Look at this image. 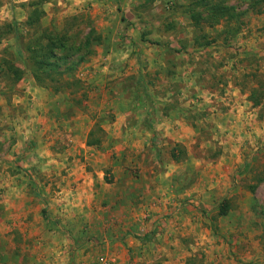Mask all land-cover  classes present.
Wrapping results in <instances>:
<instances>
[{"label": "rangeland", "instance_id": "obj_1", "mask_svg": "<svg viewBox=\"0 0 264 264\" xmlns=\"http://www.w3.org/2000/svg\"><path fill=\"white\" fill-rule=\"evenodd\" d=\"M30 1L0 0V264H264V0L212 27L195 0H41L29 28ZM43 32L66 47L38 85Z\"/></svg>", "mask_w": 264, "mask_h": 264}, {"label": "trees", "instance_id": "obj_2", "mask_svg": "<svg viewBox=\"0 0 264 264\" xmlns=\"http://www.w3.org/2000/svg\"><path fill=\"white\" fill-rule=\"evenodd\" d=\"M218 0H195L193 2L194 6L206 7L209 9V14L206 17H202L200 14H192L191 19L195 26L199 25V22L207 23L208 26L212 27L219 23L220 20H225L230 22L238 21L239 15L235 13L234 8L222 6L219 4H212L211 2ZM44 2V1H43ZM41 0L30 1L24 4L22 7H28L30 11L25 20L26 27H34L39 25L41 18L44 16V11L41 8L43 3ZM7 30L4 35H13L14 39V50L20 55L21 52V39L22 36L17 28V23L12 22L7 24ZM43 35V36H42ZM39 38H36L33 42H29L27 46L24 47L25 51L30 54V62L33 64L32 76L38 85L44 84L41 76L51 77L58 74L60 65L58 64V52L65 50V39L61 40L58 37L44 36L43 32ZM45 41V43H43ZM64 60V59H63ZM2 64L7 66L8 73L13 74L15 77H19L20 70L15 68L13 64L9 61H2ZM52 81V80H51ZM175 156L173 155V158ZM228 209V204H221L220 214L225 215ZM47 220V217H44ZM153 233V232H152ZM152 233H148L143 237L137 238L139 241L149 242L152 238Z\"/></svg>", "mask_w": 264, "mask_h": 264}, {"label": "crops", "instance_id": "obj_3", "mask_svg": "<svg viewBox=\"0 0 264 264\" xmlns=\"http://www.w3.org/2000/svg\"><path fill=\"white\" fill-rule=\"evenodd\" d=\"M79 2H81V1H85V0H78ZM144 132L142 131V130H139V136H142V135H145V134H143ZM46 217H47V222H49V218H48V216L46 215ZM148 234V233H147ZM146 235V234H145ZM143 237V236H142ZM152 239H153V235H152V238H151V240L149 241V242H151L152 241ZM144 242V241H143ZM146 243H148V242H146Z\"/></svg>", "mask_w": 264, "mask_h": 264}]
</instances>
